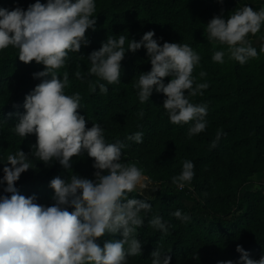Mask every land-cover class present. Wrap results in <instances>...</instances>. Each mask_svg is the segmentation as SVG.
<instances>
[{"label": "clouds", "instance_id": "clouds-1", "mask_svg": "<svg viewBox=\"0 0 264 264\" xmlns=\"http://www.w3.org/2000/svg\"><path fill=\"white\" fill-rule=\"evenodd\" d=\"M95 13L96 0H35L26 10L19 5L12 10L0 7V52L11 47L25 64L35 61L44 66L32 74L40 83L26 94L24 112L15 113L17 120L11 128L21 140L34 134L35 143L27 154L21 149L0 154V163H4L0 177V264H129V257L142 254L138 229L152 212L150 197L144 196L152 181L135 163L122 162V157L123 150L129 147L125 141L143 143L144 133L137 131L124 140L108 142L101 123L92 121L91 127L86 126L85 115L77 111L83 107L82 96L79 91L66 92L69 73H60L70 53H79L82 45H89L86 30L95 31ZM262 26L264 8L256 11L244 4L227 18L222 10L204 29L210 43L224 46V50L213 52L212 61L223 64L225 55L240 65L258 59L264 54V45L258 52L249 36L259 33ZM154 37L155 32L149 30L140 40L131 39L125 48L124 35L107 36L102 46L87 56V75L98 81L90 86V91L96 92L98 87L101 95H107V85L121 82V62L126 52L134 53L143 47L151 69L141 72L133 84L139 102L150 100L154 90L163 93L162 105L169 122L177 126L188 124L187 137L191 139L205 131L208 123L207 105L190 101V97L202 96L209 87L207 82L197 83L192 75L201 56L189 44H161L163 38ZM260 39L264 40V35ZM199 75L203 78L206 73L201 71ZM75 77L85 79L79 70ZM165 77H170L167 83ZM138 115L142 118L144 112L141 110ZM222 135L223 131L218 130L212 148ZM85 153L94 158V178L77 174L52 178L48 185L54 190L51 206L38 204L35 194H19L15 182L34 168L33 161H42L46 166L58 161L64 169L71 170L73 157ZM194 175V163L184 160L180 174L173 176L171 182L183 190ZM131 193L143 198L137 199ZM171 215L182 224L191 220L180 209ZM148 225L162 235L169 234V224L159 214L152 215ZM106 234H119L122 238L105 240L101 247L97 241ZM236 251L240 253L238 260L218 264H264V255L259 260L251 259L240 245ZM169 252L162 245L157 246L151 252L150 264H171Z\"/></svg>", "mask_w": 264, "mask_h": 264}, {"label": "trees", "instance_id": "trees-1", "mask_svg": "<svg viewBox=\"0 0 264 264\" xmlns=\"http://www.w3.org/2000/svg\"><path fill=\"white\" fill-rule=\"evenodd\" d=\"M32 3L35 0H0V7L12 10L19 5L26 10ZM239 7L236 0H223L222 4L219 0H96L95 31L86 30L89 45H82L79 53H70L60 70L61 75L69 73L66 92L79 91L82 96L83 107L77 111L85 115L87 127L92 126V121L101 123L110 143L137 131L144 133L143 143L125 141L129 147L123 150L122 157V162L135 163L152 181L144 192L146 198L150 197L152 212L138 229L142 254L129 257V264H150L151 252L160 245L171 250V264L236 261L240 257L237 245L251 259L259 260L264 255V184L257 187L253 180L255 175H264V54L244 65L229 60L227 55L225 63L213 62V52L224 50V46H214L204 32L207 22L222 10L227 18ZM149 30L155 32L154 38H163L161 44H189L201 56L192 75L197 83L207 82L209 87L202 96L190 97V101L207 105L208 123L205 131L191 139L187 137L188 124L177 126L169 122L162 105L163 93L154 90L150 100L139 102L133 84L141 72L151 69L143 47L134 53L126 52L121 62V82L107 85V95H101L98 87L96 92L90 91V86L98 81L87 75V56L98 50L107 36L124 35L127 48L131 39L138 41ZM260 34L249 36L258 52L264 45ZM43 68L35 61H20L17 50L11 47L0 52V154L19 149L27 154L35 143L34 134L21 140L11 128L17 120L15 113L24 112L26 94L40 83L32 74ZM77 70L84 80L76 79ZM201 71L206 73L203 78ZM164 80L167 83L170 77ZM141 110L142 118L138 115ZM218 130L223 135L212 148ZM93 159L87 153L73 157L71 170L64 169L58 161L51 166L33 161L34 168L22 173L15 185L19 194H35L38 204L51 206L54 190L48 187L50 180L56 176L70 178L72 174L93 179ZM184 160L194 163L195 175L190 185L178 190L171 178L180 174ZM3 167L4 163H0V177ZM136 198L143 197L137 194ZM177 209L191 217L187 224L171 215ZM154 214L168 222L169 234L162 235L148 225ZM113 238L122 237L106 234L97 242L102 247L105 240Z\"/></svg>", "mask_w": 264, "mask_h": 264}, {"label": "crops", "instance_id": "crops-1", "mask_svg": "<svg viewBox=\"0 0 264 264\" xmlns=\"http://www.w3.org/2000/svg\"><path fill=\"white\" fill-rule=\"evenodd\" d=\"M236 2L240 5V7L247 4L248 6L253 7L256 11L264 8V0H236Z\"/></svg>", "mask_w": 264, "mask_h": 264}, {"label": "rangeland", "instance_id": "rangeland-1", "mask_svg": "<svg viewBox=\"0 0 264 264\" xmlns=\"http://www.w3.org/2000/svg\"><path fill=\"white\" fill-rule=\"evenodd\" d=\"M259 33L264 35V26H262L261 32H259ZM259 33H257L256 35H258ZM261 34H260V36H262ZM255 36H253V37H255ZM253 180H254L255 185L257 187H259L261 184H264V175H255Z\"/></svg>", "mask_w": 264, "mask_h": 264}]
</instances>
